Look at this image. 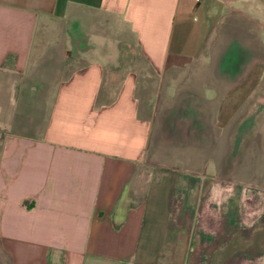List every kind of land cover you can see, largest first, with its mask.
<instances>
[{
    "label": "crops",
    "instance_id": "obj_1",
    "mask_svg": "<svg viewBox=\"0 0 264 264\" xmlns=\"http://www.w3.org/2000/svg\"><path fill=\"white\" fill-rule=\"evenodd\" d=\"M231 16L250 25L212 61L240 70L217 100L218 132L262 78L264 0H0V74L25 78L23 101L46 86L37 133L13 130L12 113L0 141V248L10 264H264L263 185L216 177L209 162L204 172L156 170L132 199L152 122L140 115L136 73L113 65L132 40L163 77L204 55ZM84 29L100 49L73 63L70 36Z\"/></svg>",
    "mask_w": 264,
    "mask_h": 264
},
{
    "label": "rangeland",
    "instance_id": "obj_2",
    "mask_svg": "<svg viewBox=\"0 0 264 264\" xmlns=\"http://www.w3.org/2000/svg\"><path fill=\"white\" fill-rule=\"evenodd\" d=\"M231 19L230 27L225 30L219 28L220 32L208 42L204 55L163 77L144 60L132 40L129 41L130 46L126 43L120 45L122 54L114 58L113 65L121 72L132 70L136 73L140 115L152 122L146 156L137 166L130 183L133 200L143 196L156 170L204 172L209 162L216 177L264 186V70L226 132L214 129L217 100L239 76L240 70L231 74L221 72L217 65H212V61L225 40L229 39L228 34L245 32L250 25L240 16H231ZM250 28L254 29V26ZM112 31L103 30L107 33ZM73 34L68 49L69 61L84 62L99 51L100 46L94 51L90 42L93 39L91 32L84 29L81 35L74 37ZM106 49L110 54L118 51L117 43L109 44ZM25 82V78L10 71L0 74V93L3 90V99L0 98V141L5 130L10 129L12 113L18 120V126L14 125L13 130L35 135L41 126L45 111L41 98L46 86L37 85L34 101H23L19 95ZM211 89L215 92L208 96ZM10 92L19 97L18 103L11 102ZM27 113L32 118H26ZM0 264H10L9 256L1 248Z\"/></svg>",
    "mask_w": 264,
    "mask_h": 264
}]
</instances>
